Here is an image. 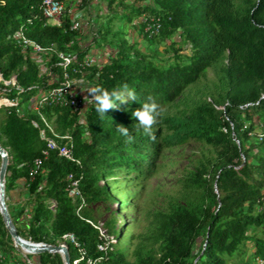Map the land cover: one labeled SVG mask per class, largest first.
Returning a JSON list of instances; mask_svg holds the SVG:
<instances>
[{
  "label": "trees",
  "instance_id": "obj_1",
  "mask_svg": "<svg viewBox=\"0 0 264 264\" xmlns=\"http://www.w3.org/2000/svg\"><path fill=\"white\" fill-rule=\"evenodd\" d=\"M102 1L103 15L93 42L107 44L111 55L100 65L85 67L84 74L74 71V62L66 71L71 78L82 76L93 87L117 89L125 95L133 91L136 99L117 101V108L106 112L103 119L88 105L84 126L76 123V113L67 99L41 105L38 111L52 122V129L68 134L69 139L61 143H70L78 163L49 150L37 169L33 161L42 156L45 143L30 120L43 126L39 116L32 110L18 115L15 107L0 105V146L7 157L5 196L17 180H22L24 188L18 202L5 199L17 234L30 242L54 244L61 235L71 233L88 257L100 256L96 264H236L227 262L226 257L247 240L253 244L252 256L264 259V0H149L143 5L128 4L127 0ZM143 13L159 17L161 27L156 35L146 36L135 23ZM117 20H124L147 39L177 34L188 51L172 47L169 57L156 60L155 55L142 52L136 41L113 29ZM44 22L39 0H0V75L8 79L13 74L21 88L5 87L0 82V98L18 96L22 104L57 84L62 76L55 53L49 54L41 72L36 62L21 52L10 39L18 28L43 46L52 43L56 51L73 53L76 61L87 52L89 47L83 49L78 44L79 29L68 28L67 13L59 27ZM220 62L224 76L220 107L204 101L186 117L163 115L153 126L155 140L135 131L132 112L149 96L166 109L208 67ZM117 125L129 129L130 142L115 130ZM162 126L170 132L162 135ZM256 126L263 127L262 134L249 141ZM45 132L50 135L49 130ZM190 140L220 150L207 167L201 166L194 173L202 189L199 201L173 204L164 215L158 258L147 253L128 262L117 249L99 252L97 231L85 220H91L89 210L82 207L77 215V200L67 195V174L78 179L83 201L90 205L108 196L107 186L99 181L113 170L124 169L147 179L156 170L162 148ZM104 225L115 235L113 218ZM250 228L253 232L248 235ZM7 237L10 235L0 216V264L20 262ZM66 247L71 264L76 250L68 242ZM34 264L63 262L60 254L43 251L35 254Z\"/></svg>",
  "mask_w": 264,
  "mask_h": 264
},
{
  "label": "rangeland",
  "instance_id": "obj_2",
  "mask_svg": "<svg viewBox=\"0 0 264 264\" xmlns=\"http://www.w3.org/2000/svg\"><path fill=\"white\" fill-rule=\"evenodd\" d=\"M148 2L150 1L127 0L128 4L135 5ZM68 7L66 13L81 23L78 36L80 47L83 49L89 47L87 51L95 48L99 54L110 50L107 44L97 46L93 42V38L97 36L96 30L101 24L104 2L86 0L83 4ZM112 27L123 32L128 40L136 41L142 52L155 55L156 60L169 57L172 47L180 49L181 52L188 51L187 44L177 34L167 39L152 40L141 37L136 29L124 20H117V25ZM222 64L220 62L208 67L197 82L189 85L182 95L165 109L164 115L186 117L195 105L204 101L214 107H220V96L224 90V76L220 71ZM78 78L73 77V88L84 99L85 96H89L86 90L93 88V85L88 81L87 86H82L75 81ZM84 106L88 105L84 102ZM28 110H32L31 102H25L20 113L24 114ZM48 124L52 127V122ZM262 129V126L254 127L249 141L257 140L262 134ZM160 130L162 135L170 132L166 126H162ZM219 150L218 146L196 140L162 148L157 154L156 170L151 177L139 179L133 172L124 169L113 170L112 174L99 181L100 185L107 186L108 196L90 205L84 203L82 207L89 210L92 222H102L105 229L104 221L114 219L116 233L112 235L114 238L112 247L119 250L126 261H134L136 257L147 253L157 259L160 253V227L164 215L173 204H194L199 201L202 189L194 173L201 166L207 167ZM23 192L22 180H17L16 186L8 191L6 196L4 192V200L8 198L10 202H18ZM252 232L250 228L248 235ZM5 240L12 245L17 259L25 261L26 264L35 262L36 253L21 248L11 236ZM252 250V242L244 241L238 245L231 257H226V260L236 264H256L255 257L251 254ZM21 261L11 260L12 264H22Z\"/></svg>",
  "mask_w": 264,
  "mask_h": 264
},
{
  "label": "built area",
  "instance_id": "obj_3",
  "mask_svg": "<svg viewBox=\"0 0 264 264\" xmlns=\"http://www.w3.org/2000/svg\"><path fill=\"white\" fill-rule=\"evenodd\" d=\"M81 2L82 0H39L41 14L45 18L44 24L54 25L57 27L61 26V19L63 15L68 11L67 7L79 5L81 4ZM68 19L69 29L76 30L81 27V23L76 20L75 17H71L70 14H68ZM135 23L140 25L142 33L148 37L156 35L161 27L159 17L148 13L140 14ZM10 39L20 48L21 52L24 55H28L36 62L41 72L45 70V65L48 60L49 54L52 52L56 54L58 58V65H60L63 69L61 79L59 82H57V84L45 90L39 91L26 101L31 102L32 111L37 113L43 125L39 126L36 120H30V123L34 127L38 128L39 137L45 143V148L41 152L42 156L35 158V160L33 161L34 168H39L42 159L46 157L49 150H55L59 156H62L69 161L78 163V160L75 159L72 155L70 143H61L62 139H69L68 134L66 132L63 134L56 133L45 120V118L39 113L38 109L43 104L58 103L67 99L73 111L76 113V123L80 126H84V110L87 106H84L85 100L83 99V96H79L80 93L74 90L73 78L69 77V74L66 71V67L74 62L77 66L74 71L84 74L85 67L93 64L100 65L104 63L111 55L110 50H105V52L99 54L95 48H92L83 55L80 61H76L75 55L73 53L56 51L55 46L52 43L43 46L27 37L21 28H18L17 30L12 32L10 34ZM75 81L82 86H87L88 84V82L82 76H80ZM0 82L5 87L14 86L19 91L21 90L20 86L16 83L13 74L8 79H2L0 75ZM19 102L20 98L18 96H15L13 99H8L6 97L0 98V105L15 107L16 113L18 115H22L20 113V110L25 102L22 104H20ZM46 129L49 130L50 135L46 134ZM66 180L67 195L72 200H77L75 212L78 215V211L84 205L83 198L79 192L78 179L71 173H69L66 176ZM50 202L52 209L54 201L51 200ZM262 203L264 207V195ZM85 220L97 231L98 241L96 243V249L101 253H105L107 250H111L113 248L112 244L114 242V238L112 234L108 233L107 230L103 227V223L99 221L92 222L89 219ZM66 242L70 243L76 250V256L74 257V259H72L71 264H96L100 260V256L95 259L88 257L85 250L81 246H79L71 233H65L61 235V237L56 241V244H63L66 246ZM263 261V258H255L256 264H262ZM28 264L31 263L28 262Z\"/></svg>",
  "mask_w": 264,
  "mask_h": 264
},
{
  "label": "clouds",
  "instance_id": "obj_4",
  "mask_svg": "<svg viewBox=\"0 0 264 264\" xmlns=\"http://www.w3.org/2000/svg\"><path fill=\"white\" fill-rule=\"evenodd\" d=\"M126 88L127 86H125V89ZM86 91L89 96L84 97L85 103L86 105L94 107L95 112L100 119H103L105 113L109 110L117 108V101L125 102L126 99H136L133 91H127L126 95L117 89L109 91L101 87L89 88ZM164 112L165 109L158 104L153 97L149 96L146 102H143L139 108L132 112V116L136 120L134 125L135 131L141 132L143 135L155 140L153 126L158 123V118H161L164 115ZM115 130L122 136L127 137L128 142L131 141L132 137L128 128L122 125H117Z\"/></svg>",
  "mask_w": 264,
  "mask_h": 264
},
{
  "label": "water",
  "instance_id": "obj_5",
  "mask_svg": "<svg viewBox=\"0 0 264 264\" xmlns=\"http://www.w3.org/2000/svg\"><path fill=\"white\" fill-rule=\"evenodd\" d=\"M7 164V157L4 149L0 146V216L3 221L5 228L7 229L9 235L12 237L15 243L25 248L26 251L31 253H39L43 251L47 252H57L60 253L62 257L63 264H69V259L67 255V247L63 244H46L42 242H30L27 239L20 237L11 221L10 215L7 211V207L4 200V172L5 166Z\"/></svg>",
  "mask_w": 264,
  "mask_h": 264
},
{
  "label": "bare ground",
  "instance_id": "obj_6",
  "mask_svg": "<svg viewBox=\"0 0 264 264\" xmlns=\"http://www.w3.org/2000/svg\"><path fill=\"white\" fill-rule=\"evenodd\" d=\"M20 246V245H19ZM21 248L25 249L24 247L20 246Z\"/></svg>",
  "mask_w": 264,
  "mask_h": 264
}]
</instances>
